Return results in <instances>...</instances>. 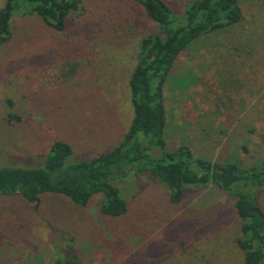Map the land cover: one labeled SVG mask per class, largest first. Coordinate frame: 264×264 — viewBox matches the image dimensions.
<instances>
[{"label":"rangeland","instance_id":"rangeland-1","mask_svg":"<svg viewBox=\"0 0 264 264\" xmlns=\"http://www.w3.org/2000/svg\"><path fill=\"white\" fill-rule=\"evenodd\" d=\"M164 1L180 10L189 0ZM237 1L240 20L193 39L167 73L162 149L182 146L192 157L249 167L264 159V0ZM82 2L62 30L22 7L8 20L0 167L37 166L59 139L71 145L70 158H90L127 130L138 41L157 25L135 0ZM134 173L114 181L126 202L119 216L100 212V194L84 206L59 193H42L36 204L0 194V264H50L71 250L79 264H243L228 193L183 186L171 202L156 178ZM251 192L264 209V185Z\"/></svg>","mask_w":264,"mask_h":264},{"label":"trees","instance_id":"trees-1","mask_svg":"<svg viewBox=\"0 0 264 264\" xmlns=\"http://www.w3.org/2000/svg\"><path fill=\"white\" fill-rule=\"evenodd\" d=\"M156 23V30L138 41L136 62L128 77L132 116L126 132L110 148L90 158L72 157V147L56 140L37 166L0 167V194L19 193L36 204L45 192L59 193L84 206L92 194L103 199L99 210L119 216L126 202L114 181L133 168L134 174L148 172L168 189L171 202L177 201L189 186H214L233 199L240 221V236L235 243L243 251V264H264V209L251 192L264 185V159L244 167L236 162H211L192 157L179 146L163 150L165 108L163 84L177 55L198 36L229 26L241 18L237 0H189L175 10L164 0H135ZM36 14L45 25L62 30L66 15L83 12L82 0H3L0 7V43L10 36L8 20L13 11ZM150 148L161 151L149 155ZM136 164V165H135ZM131 178V177H130ZM50 264H79L74 250L55 257Z\"/></svg>","mask_w":264,"mask_h":264}]
</instances>
